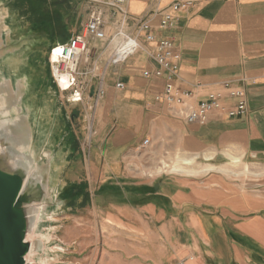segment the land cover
<instances>
[{"label": "crops", "instance_id": "1", "mask_svg": "<svg viewBox=\"0 0 264 264\" xmlns=\"http://www.w3.org/2000/svg\"><path fill=\"white\" fill-rule=\"evenodd\" d=\"M99 1L64 0L58 8L61 12L64 6L65 13L77 14L81 20L84 4L88 9L92 3L93 8L102 9L109 17L110 9L97 4ZM173 1L125 0L129 19L122 29L136 34L132 18H146L157 39H171L173 51L179 55L174 83L191 92L185 105L171 109L154 100L164 83L163 76L152 74L157 68L150 55L155 42L146 43L141 38L144 49L118 65L108 62L109 49L104 57L93 60V71L102 79L104 94L96 101L98 118L91 147L96 157L90 166L101 169L100 175L105 178L116 177L120 166L126 164L125 157L115 155L126 147L145 150L151 146L159 156L163 148H169L207 160L217 157L231 163V156L235 155L240 162L264 163V0H198L191 8L176 13L172 26L160 28L156 10ZM116 27L113 23L106 33ZM45 29L46 34L55 33L49 25ZM69 32L77 34L74 30ZM90 41L88 38V48ZM144 71L150 75L143 76ZM225 81L243 88L245 114L229 117L225 111H212L202 124L183 119L181 113L210 92H220L223 106L232 107L234 101L226 96L222 86ZM117 83H122V87H117ZM144 139L148 142L142 145ZM140 182L136 185L145 188L143 225L158 227L154 241L164 240L169 254H175L179 245L191 242L194 236H199L203 244L201 254L220 257L226 264L230 254L264 253V215L258 212L264 211V183L231 181L214 172ZM125 184L129 187L130 180H125ZM195 222L199 228L194 235L192 229L187 232L184 227H194ZM231 226L235 228L232 231ZM242 226L253 230H243ZM178 227L183 231L182 240L178 239ZM250 238L260 241V245L251 244Z\"/></svg>", "mask_w": 264, "mask_h": 264}, {"label": "rangeland", "instance_id": "2", "mask_svg": "<svg viewBox=\"0 0 264 264\" xmlns=\"http://www.w3.org/2000/svg\"><path fill=\"white\" fill-rule=\"evenodd\" d=\"M63 1L4 0L8 9L6 24L15 31L10 37L22 42L18 65L24 69L22 78L27 77L32 87L29 100L38 108L40 124L50 126L44 136L51 138L49 149L57 162L51 179L53 199L49 202V211L42 212L40 219L44 227L41 238L45 242V251L36 260L40 264H226L220 257L200 253L204 248L199 236H194L184 246L179 245L175 254H169L171 251L164 240L154 241V231H158V227L143 225L145 213L141 205L145 188L136 184L170 175L200 177L214 172L231 181L258 185L264 183V163L240 162V157L235 155L231 156V163L217 157L207 160L195 153L169 148H163L159 156L155 154L157 149H150L151 146L145 150L126 147L115 154L125 157L126 161L120 166L119 174L111 178L101 176V169L90 166V161L96 157L91 150L98 118L96 101L104 94L102 79L97 71H93V60L104 57V52L109 49V58H106L111 62L121 36L114 34V29L105 33L103 40L90 38L89 48L76 66L75 89L80 92V100L72 101L74 90H64L58 85V75L54 74L51 64V51L57 43H64L73 36L69 30L76 31L75 35L82 34L91 11L98 8H93L91 3L86 9L84 4L81 20H78L77 14L65 13L64 6L63 11H59ZM103 19L105 29H112L114 19H109L106 14ZM48 25L51 30L58 28L57 34L67 38L53 41L54 38L45 33ZM100 90H103L101 96ZM184 158L190 162L185 164ZM125 180H130L129 187ZM258 212L264 215V211ZM178 218L184 221L182 216ZM198 228L196 222L194 227H184L187 232L192 229L194 235ZM234 229L229 228L230 231ZM242 229L253 230V227L242 226ZM182 232L178 227L179 240L183 239ZM250 240L251 244L260 245L255 238ZM257 253L230 254L227 264H264V253Z\"/></svg>", "mask_w": 264, "mask_h": 264}, {"label": "water", "instance_id": "3", "mask_svg": "<svg viewBox=\"0 0 264 264\" xmlns=\"http://www.w3.org/2000/svg\"><path fill=\"white\" fill-rule=\"evenodd\" d=\"M7 17L0 0V264H40L36 258L45 251L40 219L53 199L57 162L51 138L44 136L50 126L40 124L38 108L29 100L32 87L18 65L22 42L10 37L14 30Z\"/></svg>", "mask_w": 264, "mask_h": 264}, {"label": "built area", "instance_id": "4", "mask_svg": "<svg viewBox=\"0 0 264 264\" xmlns=\"http://www.w3.org/2000/svg\"><path fill=\"white\" fill-rule=\"evenodd\" d=\"M198 0H174L166 8L156 10L159 16L158 25L160 28H167L172 26L175 14L191 8ZM110 9L109 19H114L113 23L116 24L114 34L121 36L120 44L112 55L111 62L118 63L124 61L128 56L134 52L144 49L141 38L144 42H155L154 50L151 56L157 64V68L152 72L155 77H164V83L155 95L154 100L156 103L174 109L186 104L190 91L182 90L175 83L174 80L178 73L179 64L177 62L179 55L173 51V42L171 39L164 37L157 39L151 32V25L146 18L133 19L136 22L138 32L136 34H128L123 31L122 26L126 25L129 16L125 7V0H100ZM105 12L98 8L91 11L88 20L85 23L83 33L80 35H73L64 43H57L51 51L58 50L55 60H51L53 65V72L58 76L66 74L68 79L67 88L58 85L61 89L74 90L72 101L80 100V92L76 91V66L80 57L87 52L88 38L103 40L105 38V21L103 15ZM143 76H149L148 71H144ZM58 78V77H56ZM117 87L121 88L122 83H117ZM226 91V96L234 101L230 108H225L222 104L223 95L220 92H210L205 98L198 101V103L190 108L187 112H182L181 116L184 120L190 123L202 124L206 121L208 114L212 111H225L229 117H238L246 112V98L244 90L241 87L235 86L230 81L222 83ZM74 87V89H73ZM103 90H100L101 96ZM76 98H79L76 100ZM148 139L142 141V145L147 144Z\"/></svg>", "mask_w": 264, "mask_h": 264}, {"label": "bare ground", "instance_id": "5", "mask_svg": "<svg viewBox=\"0 0 264 264\" xmlns=\"http://www.w3.org/2000/svg\"><path fill=\"white\" fill-rule=\"evenodd\" d=\"M58 53L57 49H54V52L51 54V60H55L56 59V55ZM58 77V81L59 84L63 87V88H67L68 86V79H67V75L66 74H61ZM79 98H76V100H78ZM183 161L186 163L190 162L189 159L184 158ZM235 162H237V159H235ZM179 166V165H178ZM209 166V165H208ZM180 168L186 169L185 166H179ZM43 263V262H42Z\"/></svg>", "mask_w": 264, "mask_h": 264}, {"label": "trees", "instance_id": "6", "mask_svg": "<svg viewBox=\"0 0 264 264\" xmlns=\"http://www.w3.org/2000/svg\"><path fill=\"white\" fill-rule=\"evenodd\" d=\"M57 29H58V28H53L52 31L55 30V32H56ZM50 35H51L52 38H54L53 41H54L56 38L59 39V40H62V41L65 40V39L67 38V37H65V35H58L57 32H56V33H51ZM59 40H58V41H59Z\"/></svg>", "mask_w": 264, "mask_h": 264}]
</instances>
